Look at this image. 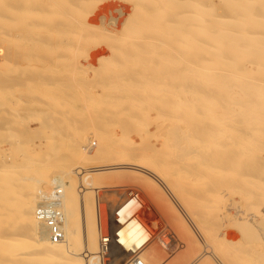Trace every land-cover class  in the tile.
<instances>
[{"label":"bare ground","instance_id":"bare-ground-1","mask_svg":"<svg viewBox=\"0 0 264 264\" xmlns=\"http://www.w3.org/2000/svg\"><path fill=\"white\" fill-rule=\"evenodd\" d=\"M18 1H20V4L23 3V5L32 4L34 8L24 9L16 7L17 0H7L6 3L3 2L2 6L5 7L1 8L0 12L2 11L4 15L0 16V22L3 23V30H6V32L4 31L5 37L8 38L12 36L10 31L7 32L12 27L18 28V26H20L21 28H25L24 22L27 21H25L24 13L28 10H32L39 16L38 22H36L34 26L35 30L33 33L31 32V35L34 36L35 39L37 38L36 40L34 39L33 42L35 44H41L42 47L43 44H47L48 42L51 43V41L46 42L42 38L44 37V33H41L40 30L45 27V25H43L44 22L42 23V21H46L44 14L46 15L48 11H50L46 8V5H52L56 2L54 3V0ZM75 1L80 2L82 0ZM125 1H127V3L129 1L131 5H133V8L131 9L132 11L130 10L131 13H128V18L125 19L122 26H120V31L116 30L118 32L117 34L112 30H114V27L117 25L116 17L123 13L121 9H116L118 13L116 17L111 16L105 19L103 16L104 14L99 16V24L106 25L110 28L106 29L110 33L109 35L107 34V38H110V42L108 40V43H101L107 44L105 45L107 47L111 45L112 47L114 46V48H109L110 54L112 53L113 57H120L118 61H122L124 56L130 55L128 57L130 58L132 56L134 64L131 63V58L129 63H131L134 68L145 70L146 73L143 72L144 76L140 73L142 70H139V74L142 75L140 77L143 78V80L145 79L143 84H141L142 81L137 83L136 79L134 80L136 81L135 83L129 82L131 83L130 87L134 89V91L130 93L133 94L134 92L138 97H141L136 101L139 105V109H141L140 106L142 107L143 105L140 99H148L146 91L149 93V91L152 90L150 95L154 97V101L152 103L149 102L151 104L150 108H148V105L146 106L149 111L153 110L155 112L154 118L150 117L148 110L140 112L141 117H145L146 119H144L154 126V131L148 132L144 136L141 134L142 132L140 133L141 135H136L139 137V141L137 140L138 142L129 136H124L121 139V143L118 141L119 143L112 147L110 142L116 136L112 138V133H109V135L107 134L108 136L104 135L106 129L105 131L103 130L104 134L96 133V142L94 143L92 142L93 140L90 141L91 138L88 137H75V139H71L74 148H70L69 152L66 153V155L64 154L65 156H63L62 159L60 158V161L58 158L59 155L56 152L57 146H54V138H52L51 134L56 132L64 133L62 139H66L70 136L68 134L70 131L69 127L75 122V120H73L74 117L71 116L72 103L71 106L65 107L67 110L64 109L61 111L52 108L53 112L51 119L47 117L48 115H45L47 118L43 116L45 119L40 122V127L33 129L29 128V133L37 134L41 132L45 138L44 140L48 141L46 144L43 143V147H41L42 144L40 146L37 145L34 148V155L31 156V153L27 154V151L17 154L15 151H21L23 145L14 143L12 145L6 142L10 145L8 146L9 151L4 150V148H2L3 146L0 150V155L1 153L3 155L2 157L0 156V264H101L102 253L104 251H109L111 247L121 252L124 251L125 254L126 252L129 253V255L133 254L128 263L134 259H139L143 264H174L177 262L175 260L168 261V259H164L165 253L162 254V250H159L155 243H164L162 248H164L165 251L169 250V248L170 250L176 247L182 248L184 259L178 261L180 264H264V165L257 169L255 167L257 165L255 164L261 162L255 160L249 161L250 155H254L257 149L258 151H264V0H218L223 8H221V10L224 11V14L217 11L215 4L209 2V0ZM84 2H81V4ZM98 2H100V0ZM59 5L60 4H58L57 7H59ZM89 5L86 3L84 6H88L89 8L91 6ZM91 7H94L93 4ZM54 8L53 6V9ZM66 9V14H68V8ZM83 9L87 11L84 7ZM72 10L74 9L72 8ZM75 10L77 11V8ZM93 11L94 10L87 11L85 16H88ZM177 12H179V15ZM72 14L69 13L71 16ZM125 14H127V12ZM63 15H65V12ZM72 18L73 21H68L74 22L75 16ZM90 19L91 17L88 21ZM256 19L257 22L255 23ZM57 20L56 23L59 22ZM122 20H124V18ZM56 23L55 20H53V24L51 25H49L50 23H46L49 27L51 26V28L47 27L49 31L52 30L53 26H56ZM86 23H84V25ZM60 24L59 26L62 27ZM78 26L77 24L76 27ZM95 26L97 27V25ZM68 27H72V23L71 25L69 23L64 25V28ZM87 27L88 26H86V28ZM55 29H57V31L59 30L58 28ZM81 29L79 28L78 32L67 31L63 33V30H61L62 33H60L58 31L59 37L61 39L64 37L68 38L66 39L68 41L70 39H76L77 43L79 39H81V41L84 38L87 40L89 37L88 31L92 28L88 29L87 32L84 31V27L83 31H80ZM100 30L102 29L100 28ZM108 32L106 31V33ZM52 33L55 32L52 31ZM93 33L92 31L91 35H93ZM96 35L95 33V36ZM97 36L95 37L96 39H98ZM104 36L106 35L104 34ZM126 36L131 39L126 40V38H124ZM49 37L51 38V36ZM92 37H94V35ZM107 38L105 37L104 41L105 39L107 40ZM88 39L91 40V38ZM114 41L118 43V45L115 44L116 47ZM54 42L56 43V41ZM57 42L59 43L58 40ZM63 42L64 41L61 43ZM70 42L72 43L73 41L70 40ZM74 42L76 43V41ZM174 42H176V47L179 45V49H175L178 55L174 50ZM90 43L92 42H88V44ZM110 43L112 44L110 45ZM79 44L83 43L79 42ZM161 44L165 47H158V45ZM62 48L65 49L66 47L64 46ZM44 49L48 51L50 55H52L55 50L54 48L50 49V51L46 50V48ZM59 49L61 48L59 47ZM102 49L103 48H101V50ZM143 50H145V52ZM22 51L25 50L22 48L20 52L22 53ZM45 51L42 52L36 49L35 52H39L40 54V52L45 53ZM60 51L62 52V50ZM56 52L60 53L55 50V53ZM142 52L147 55H143ZM50 55L49 59L51 61L52 59L55 60L56 57L53 58V56ZM141 55L145 57L143 58ZM43 58L45 59V57ZM47 59L48 58H46V60ZM66 60L64 58L59 61L57 60V62L63 64ZM110 61L112 60L110 59ZM95 62L97 64L98 60ZM59 63L54 65L57 67ZM111 63L112 62H110V64ZM122 63L119 64L120 67L124 64ZM65 65L66 66L63 67H67L68 63H65ZM101 65L104 64L100 63V67H102ZM125 65L128 67L130 66V64L127 65L126 63ZM93 68L94 67L91 68L92 72L98 69ZM123 68L125 69L126 67L124 66ZM134 68L132 69L133 71ZM68 69L70 70V68L67 67V70ZM81 69H83V67ZM104 70L105 67L103 70L98 69L97 72L100 71V73H105ZM120 70L121 69H119V71ZM108 71L112 73L110 74L113 77V72L115 73V70ZM49 72L50 71L46 74V71L44 75L40 74L38 71L27 75L29 77L30 75L34 77L32 78V82L29 81L31 83L34 82L35 86L39 84L43 87L47 86L49 89V86L54 87L57 86L58 83L56 81L50 82L51 76L55 77V74L52 75L53 73L51 72L50 74ZM94 74L96 75L97 73ZM139 74L133 76L137 77ZM104 75H102V77ZM69 76L70 73L67 77ZM42 77H48V80H45L47 82H45ZM121 77L123 78L124 76ZM65 79L68 78L65 77ZM69 80L70 77L68 81ZM107 80L110 79H106V81ZM102 81L105 80L102 79ZM126 82L128 86L129 83L127 79ZM126 82H119L117 93L110 94H114L115 96L113 97L115 103L110 104V106L113 105L112 113L114 116L111 118H115L116 123L120 126L116 125L118 126L117 128L123 129V132L120 130L122 133H124V131H130L133 128V122H137V120L140 119L138 118L139 110L138 112L136 111V103H134L135 106L133 109L136 107L134 111L137 112L138 117L132 112L130 113L129 108L133 107V105L130 104L129 107L127 99L122 97V94H118L120 91L124 90ZM160 83L163 84L162 88L157 86ZM98 84L100 83L98 82ZM114 85V82H112V86ZM145 86L148 87L145 88ZM156 87L158 91L154 92ZM100 88L102 89V86H99V89ZM8 89L9 88H7L6 91ZM60 91L63 92V90ZM103 91L105 92V89ZM103 91L100 93L103 94ZM153 92L155 93L154 95ZM48 93L51 92L48 91ZM64 93L66 92L64 91ZM83 93L86 94V91ZM16 94L18 95L19 93L16 92L15 95ZM22 94L24 93L22 92L21 95ZM67 95L68 92L66 96ZM86 96L88 97V94ZM90 96L92 95L90 94ZM137 96H135V98H138ZM52 97H50L51 100H53ZM70 98H73L72 95ZM175 99L178 101H175ZM133 100H131L132 103ZM138 100H140L141 105ZM60 101L62 102L63 99H60L59 103ZM101 101L103 102V100ZM3 104L5 103L3 102ZM18 104H20V102ZM45 104H47V102H45ZM100 104L109 105L101 102ZM47 105H49V103ZM6 108L9 109V106H6ZM81 108L83 107L80 104V109ZM103 108H99L98 110L96 108V111L94 110L96 112L95 114H91L90 112L93 110L90 111L87 108L92 117L96 115L97 120H95L97 123L110 114L111 110L108 113V110H106L105 107ZM44 109L45 108H43V110ZM50 109L51 108L48 110ZM10 110L11 109L8 111ZM81 110H85V105L84 109ZM41 112L43 111L41 110L40 113ZM49 112L48 113L51 115V111ZM76 112L74 113L76 114ZM4 113L5 112H3V114ZM11 113L15 114L12 110ZM81 113L77 114L82 116ZM63 117L65 118L64 120L62 119ZM13 118L17 119V115ZM98 119L100 120L98 121ZM30 120L32 119L30 118ZM77 120L79 121V119ZM84 120L87 121L85 117L82 121ZM5 122L7 121L5 120ZM143 123L144 121H142V124ZM74 124L76 125V122ZM94 124L95 122L92 124L93 127L97 128ZM144 124L146 125L147 123ZM81 125L82 124L79 126ZM135 125H137V123ZM144 126H142V128ZM100 127L101 125L98 127V130ZM109 127H111V124ZM80 128L83 129V127ZM101 128L100 131L102 132ZM81 129V132H85ZM88 130H90V128ZM111 130V132H113V129ZM1 131L3 135V130H0V132ZM6 131L7 130L4 131V134H8V131ZM133 132H135L134 128ZM65 133L69 136L64 137ZM10 136H12V134ZM8 137L7 135V138ZM54 137H56V135ZM39 139H41V137ZM81 139L85 140V143H81L80 145H78L79 143L76 144V142ZM26 140L28 141V138ZM64 150H66L65 147ZM80 151H85L84 154L87 153L85 156L84 154L82 155L83 158L80 155L82 159L78 160V152ZM36 157H38V159L42 158L38 160L39 173L32 175V168H29L32 163L37 162ZM255 158L258 159L256 156ZM55 164L59 165L58 173L52 175L51 173H54L53 171L49 174V167ZM165 168H168L172 172L175 170L178 173V175L176 174L177 177L180 180L183 179L185 182H190L189 179L187 180V177L196 179L195 182H202V188H204V190H188L187 192L186 190L189 188L184 189V187H180L179 194L183 201H178L177 199L174 201L171 196L173 192L168 188L165 194L169 202H162V200H165V197L162 194V198L158 196V194H160L158 192V185L161 186L163 183L167 186L162 176V171L165 170ZM166 171L163 173L165 174ZM185 176L186 179H184ZM165 178L167 179V177ZM176 181V185L172 180L171 183L173 184L172 186H176L177 189ZM119 182L123 183L121 188L122 186L124 187L125 198L114 210V222L112 224L114 228L111 233L104 234L108 238L107 244L104 245L102 243L101 233V227L103 225L100 226L101 224L97 212L96 191H98L97 189L100 188L102 184ZM130 185H135L138 189H145L148 199H157L156 203L153 202L155 208L163 216L164 220L173 225L175 229L174 233L171 235H168L169 232L163 235L167 236L170 243L162 238V233L167 230H162V232L158 229L159 231L154 232L151 229L149 225V221H151L150 216L147 215V211L143 210L144 203L141 195L137 189L134 190ZM224 186H229L231 188L235 187L238 192L241 190L240 192L242 193L243 199L240 201H235L238 198L230 201L221 199V192H217V190ZM53 192H59L56 197L59 200L63 220V239L57 243H53L48 239L45 226L38 220L35 214L38 204L50 201L53 198ZM98 195L99 194H97V196ZM223 216L227 219H230V217L241 219L239 223L234 220L236 224H239L235 228L238 227L242 232V235L240 234L241 237L243 236L241 241H238L236 237L235 239L237 241L229 240L226 238L228 235L226 237L224 234L220 236V233V237L217 236L216 232L218 231L215 230V226L217 220ZM190 217L196 222H194L195 224L193 223V226L189 222L192 221ZM223 222L225 221L223 220ZM228 222L227 224H229ZM236 224H234V226ZM217 226H219V224ZM103 232L105 233V231ZM253 237H255V241L260 244V249H257L259 245L257 244L258 246H256V243L252 240ZM253 242L256 247H254ZM180 254L181 255L177 258L178 260L182 257V252H180Z\"/></svg>","mask_w":264,"mask_h":264},{"label":"rangeland","instance_id":"rangeland-1","mask_svg":"<svg viewBox=\"0 0 264 264\" xmlns=\"http://www.w3.org/2000/svg\"><path fill=\"white\" fill-rule=\"evenodd\" d=\"M68 1V2H67ZM54 0V3L55 4H47L46 5V8L48 9V10H50V11H48V13L45 15L44 14V16H45V18H46V21L44 20V21H42V23L44 22V24L43 25H45V27L44 28H42L41 30H40V32L41 33H44V37H42L46 42H48V41H51V43H47V44H43V47L44 48H46V50H49L50 51V49H55V50H57V51H59L60 53H55V50H54V55L52 54V55H50L49 53H48V51H45V49L42 47V45L41 44H35L33 41H34V39H35V37L34 36H32L31 35V32L33 33L34 32V30H35V28H34V26L36 25V22H38V18H39V16H38V14L36 13V12H34V11H32V10H28L26 13H24V16H25V21H27V22H24L25 24V28H21L20 26H18V28H14V27H12V28H10L7 32H9L10 31V34H12V36L11 37H5V35H4V33L6 32V30H3V28L4 27H2L3 25V23L2 22H0V95L2 96V98H1V96H0V130H3V135H2V131L0 132L1 134H0V150H1V147L2 148H4V150H6V151H9L8 150V146H10L9 144H7L6 142H8V143H10V144H12L13 145V143L14 144H22L23 145V147H21V151L19 150V151H15V152H17V154H19V153H21V152H26L27 151V154L28 153H31L30 155L32 156V155H34V148L38 145V146H40L41 144V147H43L44 145H43V143L44 144H46L48 141H46V140H44L45 138H44V136H43V134L40 132V133H37V134H31V133H29L28 132V130H29V128H38V127H40V122H42L44 119H45V117L47 116L48 118H52V110L53 109H55V110H64V109H66L65 107H67V106H71V104H72V106H71V108H72V112H71V116L72 117H76L75 119L73 118V120H75V122H76V125L74 124L75 122H73V124L69 127L70 129V131H69V135H66L67 133H65V135H64V137H68V138H64V139H62V136H63V134L64 133H52L51 134V136H52V138H54V140H53V144H54V146H57V149H56V152L58 153V155H59V159L61 158H63V156H65L66 155V153H68L69 152V150H70V148H74V144H73V142H72V140L71 139H75V137H79L80 136V138L81 137H88V138H91L90 139V141H92L93 143L94 142H96V133H103L104 131H105V129H106V132H104L103 134L104 135H106V136H108L109 135V133L111 134V137L112 138H114L115 136V138L114 139H112L111 140V142H110V145H111V147L112 146H115L116 144H118L119 142L121 143V139L124 137V136H129V137H131V138H133L136 142H138L139 141V135H141V134H143V136L146 134V133H148V132H152V131H154L153 129H154V126L152 125V124H150V123H148L149 121H146L143 117H141V112H145V111H147L148 110V108H150V106H151V104L149 103V102H153L154 101V97L152 96V95H150L151 94V92H152V90H150L149 91V93L146 91V96H147V98L148 99H140V100H142V102L143 103H146V104H143L142 102H141V104L143 105L142 107L140 106V108L141 109H139V105L136 103V101H137V99H139V98H141V97H138L137 96V94L136 93H134L133 92V94L132 93H130L131 91H134V89H132V87H130V84L131 83H129V82H136V81H134L135 79L137 80V83L139 82L140 83V81H142V83L141 84H143L144 82H145V79L143 80V78H141L140 76H142L141 74H143V72L144 73H146L145 72V70H142V69H138V68H134L133 66H132V64H134V60L132 59V56L130 57L132 60H130V58L128 57V56H130V55H127V56H124L123 58H122V61H118L119 60V58L118 57H116V56H112L113 54L111 53L110 54V49L109 48H111L112 47V43H113V41H112V43H110V45L111 46H109V44H108V46L109 47H107V46H105V45H107V44H103V43H101V42H106V43H108L107 41L110 39V38H107V34L109 35L110 33L108 32V30H106V29H110V28H108L106 25H101V24H99L100 22H99V16H101V14L104 16V18L105 19H107V18H109V17H111V16H113V17H116L117 15H118V13L116 12V9H121V11L124 13H122V15H118L116 18V26L114 27V30H112L113 32H115L116 34L118 33L117 31L119 30L120 31V26H122V23L125 21V19H127L128 18V16H129V14L131 13V9L133 8L132 6L133 5H131V3L128 1V3H127V1H123V0H100V2H98L99 0H82V1H80V2H78V1H75V0ZM87 3V5H91L92 6V4H93V6L95 7H91L90 5V7L88 8V6H84L86 3ZM91 1H92V3H91ZM3 2H7V0H0V10H1V8H4L5 6H2V3ZM20 1H18L17 0V3H16V7H21V8H24V9H32V8H34V6H32V4H27V5H23V3H19ZM81 2H84V3H82L81 4ZM209 2H213L214 4H215V8L217 9V11H219L220 13H222V14H224L223 12L224 11H222L221 10V5L219 4V1L218 0H209ZM60 4L59 5V7L61 8H59V7H57V5L58 4ZM62 3V4H61ZM66 3H68V4H66ZM73 4V6H72V4ZM79 3H80V5H79ZM89 3V4H88ZM99 3V4H98ZM218 3V4H217ZM57 4V5H56ZM78 4V5H77ZM65 5V6H64ZM77 5V6H76ZM96 5H98V6H96ZM27 6V7H26ZM53 6L55 7V8H57V9H53ZM71 6V7H70ZM131 6V7H130ZM70 7V8H69ZM75 7V8H74ZM79 7V8H78ZM83 7L85 8V9H87V11H89V10H94L91 14H89L88 16H85V14H86V10H84L83 9ZM66 8H68V14H66ZM72 8L74 9V10H72ZM77 8V11L75 10ZM81 8V9H80ZM130 8V9H129ZM60 9V10H59ZM66 9V10H65ZM95 9H97V10H95ZM223 9V8H222ZM63 10H65V11H63ZM80 10H82V11H80ZM131 10V11H130ZM125 11V12H124ZM64 12H65V15H63L64 14ZM73 12H75V13H73ZM78 12H80V13H78ZM100 14H99V13ZM104 12V13H103ZM127 12V14H125ZM61 13H63V14H61ZM69 13H73L72 14V16L71 15H69ZM178 13V15H179V12H177ZM94 14H96V15H94ZM2 15H4L3 14V12L1 11L0 12V16H2ZM68 15V16H67ZM93 15V16H92ZM126 15V16H125ZM177 15V16H178ZM70 16V17H69ZM75 16V18H74V22H69L68 20H70V21H73V18L72 17H74ZM124 16V17H123ZM256 16H257V14H256ZM255 16V17H256ZM85 17V18H84ZM87 17V18H86ZM91 17V19L88 21V19ZM71 18H72V20H71ZM84 20H83V19ZM124 18V20H122ZM257 18V17H256ZM58 19V20H57ZM67 19V20H66ZM53 20H55V23H56V20L57 21H59V22H57L56 23V26H53L52 27V30H50L49 31V29L48 28H51V26L49 27V25H51V24H53ZM79 20V21H78ZM122 20V21H121ZM81 21H86V22H81ZM62 22V23H61ZM79 22V23H78ZM81 22V23H80ZM257 22V19L255 20V23ZM48 23H50L49 25H47ZM61 23V24H60ZM63 23H64V25H66V23H69L70 25H71V23H72V27L73 26H77V24L79 25L78 27H73V29H72V27H68V28H64V25H63ZM83 23V24H82ZM84 23H86L85 25L86 26H88L87 28H86V26L84 25ZM88 23H89V25H88ZM121 23V24H120ZM19 24H20V22H19ZM59 24L60 25H62V27L61 26H59ZM91 24V25H90ZM120 24V25H119ZM84 25V26H83ZM95 25H97V27L95 26ZM91 26V27H90ZM48 27V28H47ZM60 27V28H59ZM83 27H84V31L85 32H87L88 31V29H90V28H92L91 30H89L88 31V33H89V37L88 38H91V40L90 39H88L87 38V40L84 38H82L83 40L81 41V39H79L78 41L80 42V43H83V44H79V42L77 43V40L76 39H70L71 41H73L72 43L70 42V40L68 41V40H66V39H68V38H63V39H61L60 37H59V32L60 33H62V31L61 30H63V33L64 32H71V31H79V28L81 29L80 31H83ZM90 27V28H89ZM46 28H47V30H46ZM55 28H58L59 30V32L57 31V29H55ZM100 28L104 31H102V30H100ZM104 28V29H103ZM116 28V29H115ZM118 28V29H117ZM56 31H55V30ZM86 29V30H85ZM94 29V30H93ZM99 29V30H98ZM96 30V31H95ZM117 30V31H116ZM5 31V32H4ZM52 31L53 32H55V33H52ZM92 31L94 32L93 33V35H94V37H92L93 35H91L92 34ZM100 33H99V32ZM106 31L108 32V33H106ZM259 31V30H258ZM57 33V34H56ZM95 33L98 35H96L97 36V38L98 39H96L95 37ZM106 35V36H104V34ZM112 33V32H111ZM262 33V32H261ZM4 36H3V35ZM56 34V35H55ZM103 34V35H102ZM91 35V36H90ZM49 36H51V38L49 37ZM107 38V40L105 39V41H104V38ZM109 37V36H108ZM124 38H126V40H130L131 38H127V36L126 37H124ZM22 39V40H21ZM37 39V38H36ZM35 39V40H36ZM60 39H61V41H60ZM94 39V40H93ZM57 40L59 41V43L57 42ZM65 40H66V42H65ZM100 40V41H99ZM54 41H56V43L54 42ZM62 41H64L63 43H64V45H63V43H61ZM74 41H76V43L74 42ZM86 41H88V42H92V43H90V44H88V42H86ZM45 42V43H46ZM97 42H99V43H97ZM109 42H110V40H109ZM69 43H71V44H69ZM175 44H174V50L176 49H179V45H177L178 47H176V42H174ZM51 46H50V45ZM60 44H61V46H60ZM67 44V45H66ZM76 44H78V45H76ZM92 44V45H91ZM95 44V45H94ZM118 45V43L117 42H115L114 41V45ZM39 45V46H38ZM47 45V46H46ZM69 45V46H68ZM74 45V46H73ZM81 45V46H80ZM116 45H115V47H116ZM164 45V44H163ZM54 46V47H53ZM66 47L65 49H63L62 47ZM59 47L61 48V49H59ZM158 47H165V46H162V44L161 45H158ZM209 47V46H208ZM24 49L25 51H22V53L20 52L21 51V49ZM48 48V49H47ZM72 50H71V49ZM101 48H103L102 50H101ZM108 48V49H107ZM112 48H114V46L112 47ZM143 48H144V46H143ZM36 49L37 50H39V51H45V53H41L40 52V54H39V52L38 53H36L35 51H36ZM44 49V50H43ZM141 49H142V47H141ZM60 50H62V52L60 51ZM175 50V53L177 52ZM8 51V52H7ZM69 51V52H68ZM100 51V52H99ZM112 51V50H111ZM144 52H145V50H143ZM64 52V53H63ZM37 55H36V54ZM29 54V55H28ZM59 54V55H58ZM64 54H65V56H64ZM100 54V55H99ZM142 54L143 55H147V54H145V53H143L142 52ZM43 55V56H42ZM49 55L50 56H53V58L54 57H56L55 58V60L54 59H52V61L49 59ZM56 55V56H55ZM176 55V54H175ZM174 55V56H175ZM177 55H178V52H177ZM36 56V57H35ZM41 56H42V58H41ZM105 56V57H104ZM112 56V57H111ZM43 57H45V59L43 58ZM59 57H62V58H59ZM141 57H145V56H142L141 55ZM4 58V59H3ZM46 58H48L47 60H46ZM65 58V60L66 59H68V60H66V62H64L63 64H60L59 62H57V60L59 61V60H62V59H64ZM92 58V59H91ZM95 58V59H94ZM98 58V59H97ZM113 58V59H112ZM127 58H129V59H127ZM76 59V60H75ZM85 59V60H84ZM91 60V62H90V60ZM106 59V60H105ZM110 59L112 60V61H110ZM123 59H124V62H123ZM96 60H98V63L96 64ZM121 60V59H120ZM126 60V61H125ZM131 61V63H129L130 61ZM49 61V62H48ZM50 61H51V64H53V65H51L50 64ZM99 61H100V63L101 64H104V65H101L102 67H100V63H99ZM104 61H105V63H104ZM109 61V62H108ZM61 62V61H60ZM110 62H112L111 64H110ZM113 62H115V63H113ZM118 64H117V63ZM124 64H123V63ZM36 63V64H35ZM57 63H59L60 65H62V66H60L59 64L57 65V67L55 66ZM65 63H68V65H67V67L68 68H70V70L68 69L67 70V67H63V66H66L65 65ZM107 63H109V64H107ZM120 63H122L123 65L120 67ZM125 63L127 64V65H129L130 64V66L128 67V66H126L125 65ZM55 64V65H54ZM10 65V66H9ZM83 65V66H82ZM89 65H91V66H89ZM109 65V66H108ZM112 65H114V66H112ZM119 65V66H118ZM52 66V67H51ZM53 66H55V67H53ZM79 66V67H78ZM86 66V67H85ZM105 67V73H107V74H105V73H100V71L99 72H97V70L99 69H101V70H103V68ZM107 66V67H106ZM126 67L125 69L123 68V67ZM7 67V68H6ZM48 67V68H47ZM62 67V68H61ZM72 67V68H71ZM74 67H76V68H74ZM83 67V69H84V71H83V69H81ZM92 67H94L95 69L96 68H98L96 71H94V72H92V70H91V68ZM132 67V68H131ZM46 68V69H45ZM56 69V71H55V69ZM93 68V69H94ZM106 68H111V69H106ZM134 68V71L132 70ZM63 69V70H62ZM119 69H121L120 71H119ZM17 70H19V71H17ZM73 70H75V71H73ZM76 70H78V71H76ZM108 70H115V73L113 72V77L111 76V74L109 73V71ZM131 70V71H130ZM139 70L141 71L140 73L141 74H139ZM40 72V74H44L45 75V73H46V71H47V73L46 74H48V71H50L49 73L51 74V72L53 73L52 75H54L55 77H53V76H51V78H50V82L52 81V82H58L59 83V85H58V83H57V86H49V89H48V87L47 86H40L39 84L37 85V86H35V84H34V82L33 83H31L32 82V78H34L33 76H31L30 75V77L28 76L29 74H32L33 72ZM60 71V72H59ZM65 71V72H64ZM70 71V72H69ZM108 71V72H107ZM31 72V73H30ZM117 72V73H116ZM122 72H123V74H122ZM131 72V73H130ZM7 73V74H6ZM69 73H70V80L68 81V79H69V77H67L68 75H69ZM94 73H97L96 75L94 74ZM109 73V74H108ZM28 74V75H27ZM60 76H59V75ZM67 74V75H66ZM94 74V75H93ZM100 74H102V75H104V76H109V77H102V75H100ZM114 74H115V76H114ZM125 74V75H124ZM129 74V75H128ZM136 74H139V76L137 75V77L136 76H133V75H136ZM57 75V76H56ZM73 75V76H72ZM79 75V76H78ZM87 75V76H86ZM117 75V76H116ZM118 75H120V76H118ZM48 76V75H47ZM62 76V77H61ZM66 78H68V79H65V77ZM112 78H111V77ZM121 76H124L123 78L121 77ZM130 78H129V77ZM132 76V77H131ZM143 76H144V74H143ZM29 77V78H28ZM44 77V76H43ZM42 77V78H43ZM74 79H73V78ZM90 77H92V78H90ZM114 77H115V79H114ZM118 77V78H117ZM127 77V78H126ZM139 77H140V79H139ZM31 78V79H30ZM79 78V79H78ZM110 79V80H107L106 81V79ZM120 78H121V80H120ZM139 79V81H138V79ZM44 79V81L45 80H48V77L47 78H43ZM55 79V80H54ZM99 79V80H98ZM102 79L103 80H105V81H102ZM126 79H127V81H128V86H127V82H126ZM24 80H26V81H24ZM31 82H30V81ZM87 80V81H86ZM101 80V81H100ZM113 80V81H112ZM115 80V81H114ZM116 80H117V82L119 81L120 83L122 82V81H125L126 82V84H125V88H124V90H122V91H120L118 94H122V97H124L125 99H127V104L129 105V107H130V104H132L133 105V107H130L129 108V110H130V113L132 112L134 115H136L137 116V112H138V110H139V112H138V115H139V117L138 118H140L139 120H137V118H136V120H137V122L135 121V122H133L134 124H132L133 125V128H134V131L135 132H133V128L130 130V131H128V132H126V131H124V133H122L123 132V129H119V128H117L118 126H119V124H117L116 123V121H115V118H111V117H114L113 116V113H112V110H113V105H111L110 106V104H114L115 103V101H114V98L113 97H115L114 96V94L115 93H117L116 91L118 90L117 89V87L119 86L118 85V83L116 82ZM60 81H62V82H60ZM63 81H65V82H63ZM72 81V82H71ZM85 81V82H84ZM93 83H92V82ZM109 81V82H108ZM110 81H112V82H114V86H112V82H110ZM15 82V83H14ZM45 82H47V81H45ZM68 82V83H67ZM98 82L100 83V84H98ZM103 82V83H102ZM19 83V84H18ZM64 83H67V84H64ZM76 83V84H75ZM110 83H111V85H110ZM134 83H132V84H134ZM102 84V85H101ZM161 84V85H160ZM159 85H157L158 87H161L162 88V86H163V84L162 83H160ZM73 85V86H72ZM87 85V86H86ZM94 85V86H93ZM134 85H137V84H134ZM145 85H147V84H145ZM35 86V87H34ZM61 86V87H60ZM89 86V87H88ZM94 88H93V87ZM99 86H102V89L100 88L99 89ZM112 88H111V87ZM115 86H116V88H115ZM12 87H14V88H12ZM77 87H79V88H77ZM104 87V88H103ZM106 87V88H105ZM114 87V88H113ZM148 87V86H147ZM146 86H145V88H147ZM7 88H9L7 91H6V89ZM12 88V89H11ZM26 90H25V89ZM31 88V89H30ZM45 88H47V89H45ZM62 88V89H61ZM72 88V89H71ZM93 88V89H92ZM161 88H159V89H161ZM35 89V90H34ZM44 89V90H43ZM56 89V90H55ZM57 89H59V90H57ZM77 91H76V90ZM105 89V92L103 91ZM136 89V88H135ZM15 92H14V91ZM18 90H20V91H18ZM25 90V91H24ZM30 92H29V91ZM60 90H63V92L62 91H60ZM81 90H82V92H81ZM9 91V92H8ZM47 91V92H46ZM48 91L49 92H51V93H48ZM53 91H54V93H53ZM64 91L66 92V93H64ZM86 91V94L85 93H83V92H85ZM102 91H103V94H101L102 93ZM156 91H158V88L156 87V89L154 90V92H156ZM19 93L18 95L16 94L15 95V93ZM24 93V94H22L21 95V93ZM67 92H68V95L66 96V94H67ZM89 92V93H88ZM101 92V93H100ZM153 92V95L155 94ZM11 95H10V94ZM37 93V94H36ZM38 93H40V94H38ZM56 93V94H55ZM62 93V94H61ZM72 95V97L73 98H70L71 97V95ZM95 93V94H94ZM99 95H98V94ZM111 93H114L113 95H110ZM54 94V95H53ZM85 94V95H84ZM88 94V97L89 98H92V99H89L86 95ZM90 94L92 95V96H90ZM118 94H116V95H118ZM129 94V95H128ZM135 94V95H134ZM36 95H37V97H36ZM42 95V96H41ZM49 95V96H48ZM58 95V96H57ZM70 95V96H69ZM100 95H101V97H100ZM130 95H132V96H130ZM14 96H16V97H14ZM18 96V97H17ZM23 96H25V97H27V96H29V97H27V98H25V97H23ZM33 96V97H32ZM35 96V97H34ZM53 96V97H52ZM135 96H137L138 98H135ZM149 96V97H148ZM153 98H152V97ZM20 97V98H19ZM23 97V98H22ZM47 97V98H46ZM50 97H52L53 98V100H51L50 99ZM61 97V98H60ZM107 97V98H106ZM112 97V98H111ZM132 97V98H131ZM134 97V98H133ZM41 98V99H40ZM55 98H57V99H55ZM87 98V99H86ZM101 98V99H100ZM104 98H106V99H104ZM131 98V99H130ZM144 98H146V97H144ZM2 99H3V101H2ZM5 99V100H4ZM13 99V100H12ZM20 99V100H19ZM60 99H63V101L61 102L60 101V103H59V100ZM67 99H69L70 101L71 100H73V101H69V100H67ZM129 99V100H128ZM133 99H135V100H133ZM151 99H153V100H150ZM19 100V101H18ZM37 100V101H36ZM45 100V101H44ZM88 100V101H87ZM99 100H100V102L101 103H104V104H109V105H103V104H100V102H99ZM101 100H103V102L101 101ZM131 100H133V103H132V101ZM140 100H138L139 101V104H140ZM148 100V101H147ZM23 101V102H22ZM64 101H65V103H64ZM80 101V102H79ZM135 101V102H134ZM175 101H178L177 99H175ZM3 102L5 103V104H3ZM20 102V104H18ZM29 102V103H28ZM45 102H47V104L49 103V105H50V107H49V105H47V104H45ZM85 102H87V103H85ZM94 102V103H93ZM8 103V104H7ZM12 105H11V104ZM32 105H31V104ZM35 103H37V104H35ZM39 103H40V105H39ZM66 103H68V104H66ZM70 103V104H69ZM85 103V104H84ZM95 103H96V105H95ZM134 103H136L135 105H137L136 107H137V109H136V107H135V109H136V111H134L135 109H133L134 108ZM148 103V104H147ZM14 104V105H13ZM15 104H17V105H15ZM42 104V105H41ZM80 104L82 105V107L83 108H81V109H84V105H85V110H81L80 109ZM86 104H88V105H86ZM140 104V105H141ZM1 105H3V106H1ZM9 106V109H11L13 112H15V114L14 113H11V110L10 111H8L9 109L8 108H6V106ZM38 105H39V107H38ZM45 105V106H44ZM127 105V106H128ZM146 105H148V108H147V106ZM19 106V107H18ZM47 106H48V109L49 108H51L50 110H48L47 109ZM62 106V107H61ZM96 106V107H95ZM43 107V108H45V109H47V110H43V108L41 109V108ZM89 107H91V108H89ZM103 107H105L106 108V110H108V113H109V111H110V114H108L109 116H107V117H105L103 120H100V119H98V123H97V119H96V115H95V117H92L91 116V114H95L96 112V108H97V110L99 109V108H103ZM30 108V109H29ZM53 108V109H52ZM91 111V110H93V111H91L90 113H89V111H88V109ZM20 109V110H19ZM23 109H25V110H23ZM32 109H33V111H32ZM77 111H75V110ZM87 109V110H86ZM104 109V108H103ZM43 111V112H41L40 113V111ZM67 110V109H66ZM95 110V111H94ZM131 110H133V111H131ZM22 111V112H21ZM49 111H51V115L49 114L50 112ZM87 111H88V113H87ZM141 111V112H140ZM3 112H5L4 114H3ZM17 112H18V114H20V115H18L17 114ZM24 112V113H23ZM49 112V113H48ZM74 112H76V114L74 113ZM82 112V113H81ZM83 112H85V113H83ZM148 112H149V114H150V117H153L154 118V116H155V112L153 111V110H148ZM150 112H152V113H150ZM3 115H2V114ZM29 113V114H28ZM36 114V115H34V114ZM44 113V114H43ZM77 113H81V115L82 116H80L79 114H77ZM112 113V114H111ZM11 114H13V115H11ZM72 114H74V115H76V116H74V115H72ZM89 114H90V116H89ZM16 115H17V119L15 120L13 117L15 116L16 117ZM42 115V116H41ZM46 115V116H45ZM142 115H143V113H142ZM153 115V116H152ZM32 116V117H31ZM43 116H45V117H43ZM80 116V117H79ZM85 117V119H87V121H82L83 119H84V117ZM21 117V118H20ZM35 117V118H34ZM46 117V118H47ZM88 117V118H87ZM110 117V118H109ZM13 118V119H12ZM30 118L32 119V120H30ZM91 118V119H90ZM8 122V124H7V122H5V120ZM33 119H34V121H33ZM59 119H60V117H59ZM63 120L65 119L64 117L62 118ZM77 119H79V121L77 120ZM94 119V120H93ZM96 119V120H95ZM114 119V120H113ZM143 119V120H142ZM3 120V121H2ZM9 120V121H8ZM19 120V121H18ZM21 120V121H20ZM90 120H92V121H90ZM109 120V121H108ZM144 121V123H147L146 125L143 123L142 124V121ZM111 121H113V122H111ZM141 121V122H140ZM17 122V123H16ZM19 122V123H18ZM82 122V123H81ZM89 122V123H88ZM95 122V124H94V126H97V128L95 127H93V123ZM15 123V124H14ZM21 123V124H20ZM82 124V125H85V126H79L80 124ZM84 123V124H83ZM87 124V127H86V124ZM137 123V125H135ZM6 124V125H5ZM25 126H27V127H25ZM110 124H111V127H109L110 126ZM90 125V126H89ZM101 125V130H102V132L100 131V128H99V130H98V127ZM104 125V126H103ZM114 125V126H113ZM116 125H118V126H116ZM135 125V126H134ZM141 127H140V126ZM145 125V126H144ZM79 126V127H78ZM107 126V127H106ZM113 126V127H112ZM142 126H144L143 128H142ZM25 127V128H24ZM80 127H83V129H81ZM84 127H86V128H84ZM93 127V128H92ZM106 127V128H105ZM109 127V128H108ZM120 127V126H119ZM140 127V128H139ZM66 128V127H65ZM76 128V129H75ZM90 128V130H88ZM138 128H139V130H138ZM17 129V130H16ZM80 129L81 130H84L85 132H81L80 131ZM98 131H97V130ZM110 129V130H109ZM111 129H113V132H111L112 130ZM119 129V130H118ZM137 129V130H136ZM150 129V130H149ZM152 129V130H151ZM5 130H7L8 131V134L7 133H5L4 134V131ZM77 130H78V132H77ZM88 130V131H87ZM96 130V131H95ZM104 130V131H103ZM122 132H121V131ZM6 131V132H7ZM19 131V132H18ZM20 131H22V132H20ZM42 131V130H41ZM80 131V132H79ZM110 131V132H109ZM120 131V132H119ZM137 131V132H136ZM94 132V133H93ZM142 132V133H141ZM26 133H28V134H26ZM128 133V134H127ZM134 133V134H133ZM141 133V134H140ZM12 134V136H10ZM39 134V135H38ZM76 134H77V136H76ZM108 134V135H107ZM7 135L9 136L8 138H7ZM49 135V134H48ZM56 135V137H54ZM131 135V136H130ZM136 135H138V136H136ZM41 137V139H39L40 137ZM50 136V135H49ZM118 136V137H117ZM135 136V137H134ZM12 137V138H11ZM16 137V138H15ZM43 137V138H42ZM59 137H61V138H59ZM110 137V136H109ZM138 137V138H137ZM2 138V139H1ZM5 138V139H4ZM19 138V139H18ZM28 138V141L26 140ZM57 138V139H56ZM117 138H120V139H117ZM19 141H18V140ZM43 139V140H42ZM68 139H70V140H68ZM67 140V141H66ZM138 140V141H137ZM153 140V139H152ZM23 141V142H22ZM62 141V142H61ZM71 141V142H70ZM87 141V140H86ZM119 141V142H118ZM68 143V144H67ZM79 143V144H78ZM81 143H85V140H78L77 142H76V144H78V145H80ZM34 144H35V146H34ZM63 144V145H62ZM96 144V143H95ZM5 146V147H4ZM67 146V147H66ZM70 146V147H69ZM30 147V148H29ZM64 147H65V149L66 150H64ZM60 148H62V149H60ZM82 148H85V147H82ZM27 149V150H26ZM73 150V149H72ZM85 150V149H84ZM96 151V150H95ZM15 152H13V153H15ZM83 151H80V152H78V156H79V158H78V160H80V159H82L83 158V154H84V152L82 153ZM262 152H264V151H258V149H257V151L254 153V155H250V158H249V161L250 160H255V161H257V162H261V163H256V162H254V163H256L255 165H257V166H255L257 169H259V168H261L262 167V165H264V158H262V157H264V153H262ZM12 153V154H13ZM60 153V154H59ZM81 153V154H80ZM87 153V152H86ZM86 153L84 154V156L86 155ZM65 154V155H64ZM261 154V155H260ZM60 155H62V156H60ZM80 155L82 156V158L80 157ZM1 157L3 156L2 155V153H1V155H0ZM255 156L256 157H258V159L257 158H255ZM260 156H261V158H260ZM0 157V158H1ZM37 158V162H35V163H32V165L31 166H34V167H31L30 166V168L29 169H31V174L32 175H36V174H38L39 173V167H38V165H39V159H42V158H39L38 159V157H36ZM32 159V158H31ZM33 159H35V158H33ZM61 159H60V161H61ZM257 159V160H256ZM41 161V160H40ZM33 162V161H32ZM259 164V165H258ZM36 165V166H35ZM41 166V165H40ZM54 166V167H53ZM51 165L50 167H49V171H48V173L50 174L51 172H53L54 171V173H51L52 175H55V174H57L58 173V166L59 165H57V164H55V165ZM36 167V168H35ZM57 169V170H56ZM167 170V171H166ZM164 171H166L165 172V174L163 173ZM168 172V173H167ZM165 176H164V175ZM178 175V173L175 171V170H173V172L171 171V170H169L168 168H165V170H163L162 171V176L164 177V182H165V184L167 185V186H165L163 183H162V185L161 186H159L158 185V192L160 193V194H158V196L160 197V198H162V195L165 197V200H162V202H164L165 203V201H167V202H169V199H168V197L166 196V194H165V191H167L168 190V188L170 189V190H172V192H173V195H171L172 196V198H173V200L175 201L176 199L178 200V201H183V199H182V197L180 196V194H179V188L180 187H184V189L185 188H189V189H187L186 191L188 192V190L189 191H202V190H204V188H202V182L200 183L199 181H196L195 182V180L196 179H194V178H189V177H187V180L189 179V181L190 182H185L183 179V181L182 180H180L178 177H177V175ZM169 176V177H168ZM165 177H167V179L165 178ZM174 177V178H173ZM171 179L172 180V182L175 184V181H176V179L178 178V180L176 181L177 182V189H176V186H172L173 184L171 183V180H169V179ZM166 179V180H165ZM175 179V180H174ZM184 179H186V176L184 177ZM192 179V180H191ZM193 179H194V181H193ZM168 180V181H167ZM170 181V182H169ZM171 183V184H170ZM200 183V184H199ZM110 187H109V186ZM112 185V186H111ZM117 185H118V187H117ZM121 185H123V183H105V184H102L101 185V189L100 188H98L97 190L98 191H96V193L97 194H99L98 196H97V194H96V200H97V212H98V217H99V220H100V226H102L101 227V233H104L103 231H105V233L104 234H106V233H111L112 231H113V228H114V225H113V227H112V224H113V222H114V220H113V215H114V210L116 209V207L118 206V204L119 203H121L123 200H124V198H125V190H124V187L122 186V188H121ZM176 185V184H175ZM106 186V187H105ZM113 186H115V187H113ZM132 188H134V190L135 189H137L138 191H139V193H140V195H141V198H142V200H143V203H144V211H147L146 213H147V215H149L150 216V220L151 221H149V225H150V227H151V229L154 231V232H157V231H159V230H167L166 232H163L162 233V236L163 235H166L167 234V232H169L168 233V235H171L172 233H174V231H175V229H174V227H173V225H171L170 223H168L166 220H164V218H163V216L159 213V211L155 208V206H154V203L153 202H155L156 203V201H157V199L156 198H151V199H148L147 198V196H146V190L145 189H138V187H135V185H130ZM102 187H104V188H102ZM117 187V188H116ZM162 190H161V189ZM100 190V191H99ZM105 190V191H104ZM183 190V189H182ZM222 190V191H221ZM225 190V191H224ZM235 190H237L235 187H233V188H231V187H221V188H219L218 190H217V192H221V199H223V200H235L236 198H238V199H236L235 201H240V200H242L243 199V196L241 195L242 193L239 191L238 192V190L237 191H235ZM117 191V192H116ZM163 191V192H162ZM225 192V193H224ZM119 193V194H118ZM178 193V194H177ZM237 193H239V194H237ZM162 194V195H161ZM220 194V193H219ZM111 195V196H110ZM241 195V196H240ZM118 197V198H117ZM225 197V198H224ZM241 197V198H240ZM114 199V200H112V199ZM164 199V198H163ZM192 199H194V200H196L195 198H192ZM160 200V199H159ZM194 200H191V201H194ZM252 201H253V199H252ZM171 203V202H170ZM172 204V203H171ZM100 205V206H99ZM99 206V207H98ZM113 208V209H112ZM103 209V210H102ZM111 209V210H110ZM99 210V211H98ZM107 211V212H106ZM101 217V218H100ZM190 218H192V217H190ZM234 218V219H233ZM237 219V220H236ZM191 220V219H190ZM223 220L226 222V224H225V222H223ZM232 220V221H231ZM237 221V223H239V221L241 222V219L240 218H236V217H230V219H227V218H225L224 216L223 217H220L218 220H217V224H216V226H215V230L216 231H218V232H216V234H217V236H219V233H220V236H222L223 234L225 235V237L226 238H228L229 240H233V241H237L236 239H238V241H241L242 240V237H241V231L238 229V227L237 228H235L236 226H238L239 224H236V222L235 221ZM229 221V222H228ZM190 222V224L193 226V223L195 222V220H193V218H192V221H189ZM192 222V223H191ZM227 222L229 223V224H227ZM111 223V224H110ZM167 223H168V225H167ZM196 223V222H195ZM194 223V224H195ZM152 224V225H151ZM219 224V226H217ZM225 224V226L227 227H225L224 226V228H223V225ZM234 224H236L235 226H234ZM221 225V226H220ZM106 226V227H105ZM159 227V228H158ZM165 228V229H164ZM223 228V229H222ZM111 229V230H110ZM159 229V230H158ZM173 229V230H172ZM224 229H225V231H224ZM238 229V230H237ZM220 231H222V232H220ZM240 232V233H239ZM233 234V235H232ZM241 234V235H240ZM173 236V235H172ZM219 236V237H220ZM235 237H236V239H235ZM238 237V238H237ZM162 238H164L165 239V241L166 242H169L170 243V241H168L169 239L167 238V236H163ZM252 240L256 243V246H258L257 247V249L259 248H261V246H260V244L258 243V242H256L255 240V237H253L252 238ZM253 242V243H254ZM255 243H254V247H256L255 246ZM156 244V246H157V248L159 249V250H162L161 251V253L162 254H164V259H168V261H177V262H175L174 264H178L179 262L178 261H181V260H183L184 259V256H183V249L181 248H178V247H176V248H174V249H172V250H170V248H169V250H164V248H162V246L164 245V243H162V244H157V243H155ZM258 244V245H257ZM254 247H252V248H254ZM113 249H115V250H113ZM180 249V250H179ZM118 251V252H117ZM120 250H118V249H116V248H114V247H111V249L109 250V251H102L103 253H102V256H101V264H128V261L130 260V258L132 257V255H129V253H127L126 252V254H125V252L123 251V252H119ZM164 251V252H163ZM114 252V253H113ZM180 252H182V257H180L179 258V260L177 259L181 254H180ZM124 255H123V254ZM167 253V254H166ZM107 254V255H106ZM119 255V256H117V255ZM128 254V255H127ZM126 258H125V257ZM127 256H128V258H127ZM177 256V257H176ZM115 257V258H114ZM120 257H121V260H120ZM123 257V258H122ZM118 258V259H117ZM172 259V260H171ZM177 259V260H176ZM112 261H113V263H112ZM122 261V262H121ZM185 261V260H184ZM180 264V263H179ZM181 264H183V263H181Z\"/></svg>","mask_w":264,"mask_h":264},{"label":"built area","instance_id":"built-area-1","mask_svg":"<svg viewBox=\"0 0 264 264\" xmlns=\"http://www.w3.org/2000/svg\"><path fill=\"white\" fill-rule=\"evenodd\" d=\"M58 193L53 192V198L48 202L39 203L35 214L38 217V220L43 223L46 228L48 239L57 243L63 239V230H62V213L59 206V200L56 197ZM107 236L102 233V243L107 244ZM128 264H143L139 259H134Z\"/></svg>","mask_w":264,"mask_h":264}]
</instances>
